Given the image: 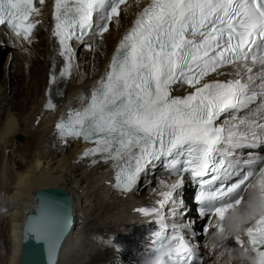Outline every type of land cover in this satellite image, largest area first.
<instances>
[{"label":"snow or ice","instance_id":"6c2138e0","mask_svg":"<svg viewBox=\"0 0 264 264\" xmlns=\"http://www.w3.org/2000/svg\"><path fill=\"white\" fill-rule=\"evenodd\" d=\"M125 3L54 0L52 36L64 61L61 78L71 74L70 41L92 50L86 38L103 37L114 19L119 23ZM39 14L34 0H0V26L24 40L30 39L32 17ZM211 74L227 78L206 79ZM185 87L187 94H173ZM258 96H264V0H148L90 95L80 98L79 107L70 108L55 128L65 142L73 138L92 145L81 158L111 161L118 190L131 191L157 163L180 177L161 193L159 207L138 209L160 224L153 252H162V264H202L180 227L174 224L168 234L164 223L166 204L177 214L174 194L185 174L200 186L201 215H215L221 234L226 214L235 212L243 193L253 189L250 210L233 218L232 229L242 255L251 264H264V159L240 160L235 153L264 140V123L238 115ZM46 108L55 105L49 100ZM67 225L66 214L45 208L27 223L26 238L42 241L53 264Z\"/></svg>","mask_w":264,"mask_h":264},{"label":"bare ground","instance_id":"6f19581e","mask_svg":"<svg viewBox=\"0 0 264 264\" xmlns=\"http://www.w3.org/2000/svg\"><path fill=\"white\" fill-rule=\"evenodd\" d=\"M147 3L127 0L121 6L119 23L114 19L103 37L86 39L92 50L73 43L71 74L64 78L57 74L62 62L49 30V6L44 5L36 15L38 29L20 48L10 46L0 28V56L6 50L0 66V247L4 250L0 264H18L23 214L34 206L35 190L48 186L64 188L72 201V225L54 264H137L120 243L127 242L131 233L140 236L134 229L148 221L138 209L146 199H154L159 189L149 170L156 171V165L142 174L131 191L116 190L112 162L84 163L79 139L61 140L53 125L58 116L79 107L80 98L91 93L122 33ZM48 74L55 76V82L47 80ZM47 99L54 109L46 108ZM16 133L22 138H15ZM188 196L182 192V207L188 205ZM168 207L164 208L166 217ZM248 210L247 203L238 206L223 221L224 233L215 227L206 233L200 248L203 264L251 263L233 243L232 229L233 218Z\"/></svg>","mask_w":264,"mask_h":264},{"label":"water","instance_id":"95a60500","mask_svg":"<svg viewBox=\"0 0 264 264\" xmlns=\"http://www.w3.org/2000/svg\"><path fill=\"white\" fill-rule=\"evenodd\" d=\"M15 138L21 139L20 133L15 134ZM35 203L30 210L23 214L20 226V252L18 264H49L46 247L42 241L36 240L33 236L28 235L26 238V227L30 220L36 219L42 209L48 208L50 211L60 214H66L68 225L64 230L59 245L56 250V255L53 258L55 263L58 248L63 237L72 225V201L69 193L59 186H48L37 188L35 190Z\"/></svg>","mask_w":264,"mask_h":264},{"label":"rangeland","instance_id":"374dc122","mask_svg":"<svg viewBox=\"0 0 264 264\" xmlns=\"http://www.w3.org/2000/svg\"><path fill=\"white\" fill-rule=\"evenodd\" d=\"M2 53H3V54L0 56V66H1V64H2L1 61L3 60V55H5L6 50L3 49ZM2 74H3V73L0 71V78L2 77ZM24 140H25V137H23V140H22V141H24ZM1 240H2V239L0 238V243H1ZM3 251H4V250L2 249V247H0V253H1V254H3ZM87 260H88V258L85 259V262H86Z\"/></svg>","mask_w":264,"mask_h":264}]
</instances>
